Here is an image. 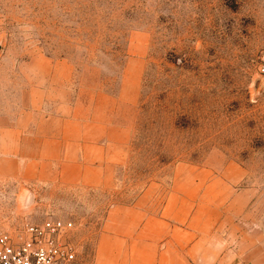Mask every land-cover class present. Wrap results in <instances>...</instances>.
Wrapping results in <instances>:
<instances>
[{
	"label": "rangeland",
	"instance_id": "1",
	"mask_svg": "<svg viewBox=\"0 0 264 264\" xmlns=\"http://www.w3.org/2000/svg\"><path fill=\"white\" fill-rule=\"evenodd\" d=\"M47 219L80 264H264V0H0V228Z\"/></svg>",
	"mask_w": 264,
	"mask_h": 264
},
{
	"label": "built area",
	"instance_id": "2",
	"mask_svg": "<svg viewBox=\"0 0 264 264\" xmlns=\"http://www.w3.org/2000/svg\"><path fill=\"white\" fill-rule=\"evenodd\" d=\"M75 224L62 219L0 228V264H80Z\"/></svg>",
	"mask_w": 264,
	"mask_h": 264
},
{
	"label": "crops",
	"instance_id": "3",
	"mask_svg": "<svg viewBox=\"0 0 264 264\" xmlns=\"http://www.w3.org/2000/svg\"><path fill=\"white\" fill-rule=\"evenodd\" d=\"M171 263L172 264H188L187 262L183 261L182 258L171 256Z\"/></svg>",
	"mask_w": 264,
	"mask_h": 264
}]
</instances>
